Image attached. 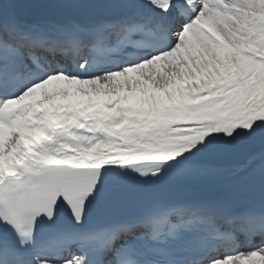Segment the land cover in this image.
<instances>
[{
  "label": "snow or ice",
  "instance_id": "obj_1",
  "mask_svg": "<svg viewBox=\"0 0 264 264\" xmlns=\"http://www.w3.org/2000/svg\"><path fill=\"white\" fill-rule=\"evenodd\" d=\"M0 264H264V0H0Z\"/></svg>",
  "mask_w": 264,
  "mask_h": 264
}]
</instances>
